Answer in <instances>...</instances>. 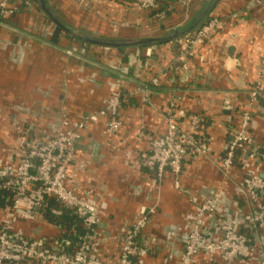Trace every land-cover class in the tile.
I'll return each instance as SVG.
<instances>
[{"label":"crops","instance_id":"0c3cea01","mask_svg":"<svg viewBox=\"0 0 264 264\" xmlns=\"http://www.w3.org/2000/svg\"><path fill=\"white\" fill-rule=\"evenodd\" d=\"M21 1V13L0 24V163L14 160L12 123L24 119L33 129L55 130L63 116L74 121L100 110L119 86L124 96L119 134L109 136L104 119L91 122L83 131V153L70 171L76 192L97 203L102 223L113 234L124 232L148 208L150 222L139 240L145 251L136 256V264H179L195 204L204 197L220 196L225 214L261 208L262 196L250 191L244 179L264 178V150L254 156L253 149L240 148L229 175L219 163L230 129L241 126L244 113L251 116L253 145H264V4L218 0L212 15L225 17L220 30L196 51L182 53L176 40L121 52L104 39L150 41L173 34L208 0H167L161 18L135 0H49L52 16L63 25L55 20L51 27L41 24L39 17L45 14L35 1ZM28 1L37 8H24ZM62 21L91 43L67 36ZM257 85L263 92L250 106L251 89ZM173 104L206 118L202 129L210 153L189 156L178 178L170 172L160 178L138 160L152 139L166 131ZM7 215L0 209V222ZM13 228L22 229V222ZM54 232L46 224L39 236ZM249 233L246 255L233 264H264V226ZM118 253V242L108 240L99 258L112 263ZM193 264L226 263L215 252L197 254Z\"/></svg>","mask_w":264,"mask_h":264},{"label":"built area","instance_id":"2783aa9c","mask_svg":"<svg viewBox=\"0 0 264 264\" xmlns=\"http://www.w3.org/2000/svg\"><path fill=\"white\" fill-rule=\"evenodd\" d=\"M135 1L155 17H162V0ZM179 1L188 3L190 0ZM255 3L264 4V0H255ZM7 9L10 7L0 2V14L6 16ZM224 20L225 17L212 15L192 40L180 39L182 53H192L211 41ZM152 82L158 84L157 79ZM262 92L260 85L251 89L250 106ZM123 100V91L119 86L115 87L100 110L74 121L63 116L55 130L44 128L34 133L24 119L12 123L16 140L14 160L0 163V188L9 189L14 195L12 205L3 208L8 212L7 217L0 222V264H136V256L145 251L139 240L150 222L149 215H137L124 232L113 234L102 223L97 203L76 192L74 175L70 171L77 154L83 153L80 147L85 137L83 131L91 122L104 119L106 131L112 136L119 134L123 125ZM205 119L201 115L183 113L173 104L166 117V131L152 139L149 151L139 159L140 166L160 178L166 172L178 178L189 156L210 153V144L202 129ZM250 119V114L244 113L241 126L230 129L225 155L219 163L225 175H229L238 162L240 148L253 149L254 156L260 149L264 150V145H253L254 139L248 131ZM244 182L250 191H257L262 196L261 208L234 215L224 213L225 203L220 196L204 197L196 202L194 220L179 264H193L199 253L219 252L226 264L244 258L248 250L249 230L264 226V178L252 175L247 176ZM49 206L52 220L46 217ZM29 221L44 222L55 232L40 237L28 233L23 227L13 228L17 222ZM78 228L83 233L79 234ZM72 235L79 237L81 242L70 255L65 249L71 244L69 237ZM108 240L119 244L118 258L112 263L99 258V250Z\"/></svg>","mask_w":264,"mask_h":264},{"label":"trees","instance_id":"16d2710c","mask_svg":"<svg viewBox=\"0 0 264 264\" xmlns=\"http://www.w3.org/2000/svg\"><path fill=\"white\" fill-rule=\"evenodd\" d=\"M35 1L38 5L39 8L42 12H44L45 16H47V18L55 23V16H52V14L54 15V13L51 11V8L49 9L48 7L50 6L49 4V0H33ZM170 0H168L169 2ZM162 4L160 6V11H163L164 8L163 6H166L168 4L167 0H162ZM218 3V0H208L206 1V3H204L203 7L196 12V14L194 15V17L186 22L185 24L177 27L174 31L175 33L173 34H169V35H165L163 37H158L155 38L153 40H118V39H104L107 42L113 43L117 46V48L123 52L125 51L126 48H130V47H142V46H146L149 43L151 44H158L160 42H168V41H172V40H176L179 43L180 39H187V40H192L196 34V32L203 26L205 25L211 18L212 14H213V9L216 7ZM43 4L45 5V7H47L48 11L44 8ZM6 19V16H3L2 14H0V24L4 23V20ZM61 20V19H60ZM63 22V21H62ZM64 23V22H63ZM64 25L67 28H64V33H66L67 36H69L72 39H75L77 41L86 43V44H90V41H87L83 36H86L84 33H81L79 31H76V29H74L73 27H71L70 25H67L64 23ZM111 45V44H110ZM179 48H180V52H182L181 49V45L179 43ZM126 58V57H125ZM150 86L153 87V89H158V87L153 86L152 83H150ZM14 200V195L12 193L11 190L6 189V188H0V209H3L4 207H6L7 205H12ZM52 206V205H50ZM50 206L49 208L47 207V213H46V217L50 218L52 220V216L50 214ZM78 233L81 234L83 233V230L81 228L77 229ZM70 240V245L68 247H66L65 251L70 254L73 255V253L75 252L77 246L80 244L81 239L77 236H70L69 237Z\"/></svg>","mask_w":264,"mask_h":264},{"label":"rangeland","instance_id":"374dc122","mask_svg":"<svg viewBox=\"0 0 264 264\" xmlns=\"http://www.w3.org/2000/svg\"><path fill=\"white\" fill-rule=\"evenodd\" d=\"M0 2H4V3L6 4V6L10 7V9H7V10H6V13H7L6 17H7V16H12V15H14V14H16V13H17V14H18V13H21V9H22V7H23V4L21 3V2H22L21 0H16V2H15V0H0ZM14 2H15V3H14ZM28 2H29V3H27V4L24 6V8H26V7H35V8H37V4H36V3H32V2H30V1H28ZM24 8H23V9H24ZM39 19L41 20V24H44V25H46V26H48V27L53 26L52 23H51V21L48 20L47 17H45V16H43V15H40ZM122 71H124V72H126V73H129V70L126 69V68L122 69ZM120 90H122L121 87H120ZM33 132H34V133H37V130H34V129H33ZM138 159H139V158H138ZM138 161H139V160H138Z\"/></svg>","mask_w":264,"mask_h":264},{"label":"water","instance_id":"95a60500","mask_svg":"<svg viewBox=\"0 0 264 264\" xmlns=\"http://www.w3.org/2000/svg\"><path fill=\"white\" fill-rule=\"evenodd\" d=\"M44 8L45 5L43 4ZM47 9V8H46ZM55 20L61 25L63 26L56 18ZM93 42H98L96 39H89ZM107 44H110V43H107ZM112 44V43H111ZM92 147V146H91ZM140 186V185H139ZM147 209L148 208H143L142 212L145 214L147 212ZM22 227L26 230V231H29V232H32V233H35L33 235H36V236H39L41 233L43 234L44 233V228L46 227V224L44 222H22Z\"/></svg>","mask_w":264,"mask_h":264},{"label":"bare ground","instance_id":"6f19581e","mask_svg":"<svg viewBox=\"0 0 264 264\" xmlns=\"http://www.w3.org/2000/svg\"><path fill=\"white\" fill-rule=\"evenodd\" d=\"M106 133H107L109 136H112V135H110L107 131H106Z\"/></svg>","mask_w":264,"mask_h":264}]
</instances>
